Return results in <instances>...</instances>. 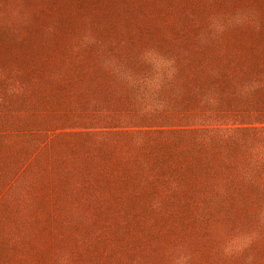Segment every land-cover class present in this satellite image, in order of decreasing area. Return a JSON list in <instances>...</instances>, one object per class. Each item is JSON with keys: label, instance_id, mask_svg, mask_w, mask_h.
Returning <instances> with one entry per match:
<instances>
[{"label": "rangeland", "instance_id": "obj_1", "mask_svg": "<svg viewBox=\"0 0 264 264\" xmlns=\"http://www.w3.org/2000/svg\"><path fill=\"white\" fill-rule=\"evenodd\" d=\"M56 1L0 0V264H264V0Z\"/></svg>", "mask_w": 264, "mask_h": 264}, {"label": "trees", "instance_id": "obj_2", "mask_svg": "<svg viewBox=\"0 0 264 264\" xmlns=\"http://www.w3.org/2000/svg\"><path fill=\"white\" fill-rule=\"evenodd\" d=\"M96 0H57L56 5L59 9L69 10L71 12H74L76 9L82 8V7H91L94 8ZM100 3L105 9L106 15L110 16L112 13H114L115 9L107 5L106 3H103V0H100ZM207 53H192L190 54V58L187 59L184 62L183 72L182 74L189 75L191 72L195 69V71L198 69L200 60L205 57V55H208ZM183 52H181V57H183ZM218 61L220 60V57H217ZM222 65V62H219L218 67L220 69V66ZM71 73V70L69 71ZM75 74V73H74ZM78 75V74H76ZM105 158L102 159V163L107 165V167H103L106 171H108L111 175H116L117 177L123 176L125 173L131 174L135 178H140L142 172V168L136 167V163L134 162H126L123 161L120 156H108V154H104ZM135 175H134V174ZM122 180L121 178H116L110 186L109 189L113 187V189H117L116 183ZM142 181V180H139ZM121 184L125 187L121 191L130 192L131 191V181H122Z\"/></svg>", "mask_w": 264, "mask_h": 264}]
</instances>
